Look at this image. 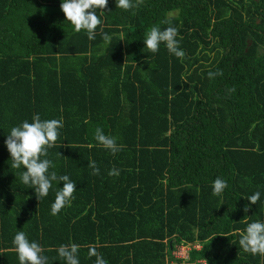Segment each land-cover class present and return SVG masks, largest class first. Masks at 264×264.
<instances>
[{
	"label": "trees",
	"instance_id": "obj_1",
	"mask_svg": "<svg viewBox=\"0 0 264 264\" xmlns=\"http://www.w3.org/2000/svg\"><path fill=\"white\" fill-rule=\"evenodd\" d=\"M61 2L0 0V264H19L17 231L48 264H66L56 249L70 243L80 264H94L89 246L107 264H165L194 245L190 262L264 264L239 246L247 223L264 222V0H143L127 11L108 0L94 40L73 31ZM153 25L178 29L183 58L144 48ZM37 113L63 118L46 158L76 191L57 215L63 182L38 201L4 144ZM98 127L123 150L100 146ZM217 177L227 182L218 196Z\"/></svg>",
	"mask_w": 264,
	"mask_h": 264
},
{
	"label": "clouds",
	"instance_id": "obj_2",
	"mask_svg": "<svg viewBox=\"0 0 264 264\" xmlns=\"http://www.w3.org/2000/svg\"><path fill=\"white\" fill-rule=\"evenodd\" d=\"M142 2L143 0H135V2L133 0H115L116 7L125 11L138 7ZM107 3L108 0H62L60 10L63 12L65 20L73 26V31L78 33L84 30L87 38L94 40L96 38L95 30L102 25L101 17ZM98 10H100L99 15L97 14ZM101 35L105 42L110 41V37L103 32L102 28ZM177 36L178 29L176 27L169 26L161 30L159 26L153 25L143 38L144 48L151 53H156L159 51L160 44L163 43L169 53L177 58H183L185 52L179 47ZM220 75H223L221 70L210 71L208 78L214 79ZM62 127L63 118L42 120L37 113L32 116L31 123L25 120L18 126L12 127L4 141L10 154V166L14 169H24L19 173V179L22 184L34 189L38 201L49 194L53 184L57 185L63 182V187L57 188L55 192V200L51 204L52 215H57L64 207L69 206L76 191L75 182L70 180L68 175H58L55 171H49L56 165L52 160L46 158L48 149L56 146L60 135L59 130ZM94 138L100 146L113 155L123 150L124 146L118 145L115 137L105 135L99 127L95 131ZM58 155L61 154L58 152ZM87 166L92 169V175H99L100 169L94 160L90 159ZM108 174L110 176L119 175V170L111 169ZM226 187L227 182L217 177L212 182V194L221 195ZM246 199L250 204L255 205L260 199V192L257 191ZM244 210L248 211L247 205ZM12 245L19 264H48V257L42 254L44 252L42 246L36 241H29L24 231L16 232ZM239 246L246 253L264 255V222L257 220L247 223L246 228L240 233ZM79 249L80 245L70 243L61 244L56 251L59 258L63 259L66 264H80ZM88 256L96 258L94 264H107L95 246H89Z\"/></svg>",
	"mask_w": 264,
	"mask_h": 264
},
{
	"label": "built area",
	"instance_id": "obj_3",
	"mask_svg": "<svg viewBox=\"0 0 264 264\" xmlns=\"http://www.w3.org/2000/svg\"><path fill=\"white\" fill-rule=\"evenodd\" d=\"M198 249L197 245L194 246H177L172 251L173 257L169 259L165 264H206L203 259H198L190 262L188 260V251L191 249Z\"/></svg>",
	"mask_w": 264,
	"mask_h": 264
}]
</instances>
